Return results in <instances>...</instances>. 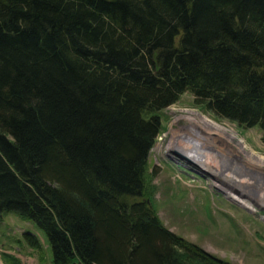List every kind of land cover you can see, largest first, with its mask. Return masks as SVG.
<instances>
[{"label":"trees","instance_id":"trees-1","mask_svg":"<svg viewBox=\"0 0 264 264\" xmlns=\"http://www.w3.org/2000/svg\"><path fill=\"white\" fill-rule=\"evenodd\" d=\"M184 93L264 144V0H0V219L50 264H228L146 201Z\"/></svg>","mask_w":264,"mask_h":264},{"label":"rangeland","instance_id":"rangeland-1","mask_svg":"<svg viewBox=\"0 0 264 264\" xmlns=\"http://www.w3.org/2000/svg\"><path fill=\"white\" fill-rule=\"evenodd\" d=\"M184 111L196 113L234 132L235 139L225 156L227 160L231 154L228 159L230 167L244 172L243 176H238L246 183L242 189L232 187L226 177L213 175L169 149L171 133L179 131L181 134L185 126L183 122L173 124V120ZM159 115L161 131L149 152L145 183L146 201L161 225L228 264H264V205L257 200L255 190V182L259 179L264 188V168L247 165L246 157L238 151L241 147L255 154V160L263 162L264 144L260 129L245 128L218 118L194 105L188 93ZM218 173L222 171L218 170ZM232 195L241 198L240 201L248 203L252 209L246 208L245 203L238 202ZM24 231L35 230L13 215L1 217L0 264H50L47 244L40 238L41 250L32 251L21 240Z\"/></svg>","mask_w":264,"mask_h":264},{"label":"bare ground","instance_id":"bare-ground-1","mask_svg":"<svg viewBox=\"0 0 264 264\" xmlns=\"http://www.w3.org/2000/svg\"><path fill=\"white\" fill-rule=\"evenodd\" d=\"M178 122H183L185 126L181 134H178L179 131L171 133L170 144L168 146L169 149H173V152H178L184 159L189 160L194 165L202 167L213 175L226 177L232 187L242 189V186L246 185V183L238 177L243 176L242 173L244 172L230 167L228 159L231 154H229L227 160L225 156L227 155L225 152L228 151V146L231 148L230 144L232 140L235 139L233 136L234 132L227 127L219 126L209 121L203 116L188 111L181 112V114L175 117L173 124ZM218 144L220 145L217 146ZM238 151L241 155L244 154L246 157L245 160L247 165L251 164L259 169L264 168V161L261 162L260 159L255 160V154H250L241 147ZM235 154L239 157L241 156L237 153ZM218 170H221L222 173H218ZM224 173L225 175H223ZM255 190L257 191L256 193H258L257 200L264 205V188L260 179L255 182ZM232 196V198L238 200V202L245 203L240 201L241 198L236 195ZM245 205L246 208L252 209L248 203H245Z\"/></svg>","mask_w":264,"mask_h":264}]
</instances>
